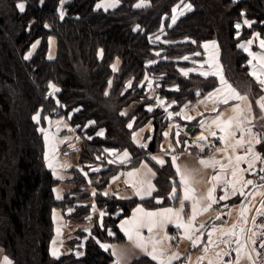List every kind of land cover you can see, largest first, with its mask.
<instances>
[{
	"label": "trees",
	"instance_id": "16d2710c",
	"mask_svg": "<svg viewBox=\"0 0 264 264\" xmlns=\"http://www.w3.org/2000/svg\"><path fill=\"white\" fill-rule=\"evenodd\" d=\"M18 1L0 0V246L9 254L11 264H116L111 251L104 250L99 240L121 239L117 224L131 213L136 200H115L123 211L114 217L117 209L106 210L105 228L93 226L96 237L86 240L82 256L73 252L60 257L51 254L53 209L63 200L56 197L58 179L46 165L41 129L48 116L70 115L80 136L89 135L84 138L86 158L82 161H93L94 152L108 146L130 150L133 164L137 163L142 151L132 140L129 121L137 115L147 121L154 118V141L163 128L161 115L146 109L149 100L137 83L149 68L147 61L156 56L153 36L181 0H144V7H136L141 0H119L120 4L109 10L97 7L100 0H69L64 14L60 12L61 0H25L24 11L18 9ZM184 1L192 9L168 28L166 38L177 42L165 45L164 55L194 52L204 41L216 38L224 53L227 47L235 73L251 80L247 55L237 46L256 31L264 34V0ZM244 19L252 24L237 27ZM52 36L57 38V54L50 59L47 54ZM185 37L193 41H178ZM35 42L38 47L30 57ZM117 59L121 63L115 71ZM176 65L172 60L158 61L151 68L166 73L164 84L178 83L177 91L163 90L167 95L182 101L193 99L199 86L195 82L202 79L182 76ZM129 80L133 82L130 88L126 86ZM51 84L60 87L54 95ZM133 102L125 114L123 108ZM37 115L38 120L33 119ZM101 128L105 129L103 136L98 134ZM121 167H114L113 173ZM159 168V189L154 197H164L161 205L168 202L165 195L175 172L171 166ZM103 200L97 196L98 203L103 204ZM84 213L76 209L71 216L81 220ZM109 226L116 236L106 234ZM131 264L157 263L142 256Z\"/></svg>",
	"mask_w": 264,
	"mask_h": 264
},
{
	"label": "crops",
	"instance_id": "0c3cea01",
	"mask_svg": "<svg viewBox=\"0 0 264 264\" xmlns=\"http://www.w3.org/2000/svg\"><path fill=\"white\" fill-rule=\"evenodd\" d=\"M43 1H45V0H41V2H43ZM68 1L69 0H61V2H60L59 7H60V12L62 14L65 13L64 12V5ZM19 3L24 4V6H25L24 10H25L27 2L25 0H20V1H18L17 4H19ZM119 4H120L119 0H100L97 3V5H101L98 8L103 9V10L113 9V8L117 7ZM109 5H112V6H109ZM191 7H192V5H191ZM178 13L179 12H175V10H174L172 12V14L170 15V19L168 20V22L170 23V24L168 23L169 27L176 24L178 19L186 14V12H184L185 14L184 13L178 14ZM173 19H175L174 23H173ZM251 24H252V21L244 19V22L239 23L238 25H239V28H242L243 25L245 27H249ZM158 31L156 32V34L160 33ZM156 34L154 36H156ZM262 40H264V35H262L256 31L249 38L243 39L238 43L239 48L247 55V61H246L247 65L246 66L248 69V74L251 78V80H249V84H247L246 87H244L245 89L241 90L239 88L238 83H235L231 80L228 81L225 78V80L228 82V84H230L232 86V88L236 90V92H238L241 96H247V98H248L247 100L236 101V100L229 99L227 104L220 102L224 97L229 95L226 85L221 84L220 77H219L218 85L213 88L214 90L212 89L211 91H209L205 95H203L204 94L203 93V94H201V96L199 95V98L197 96L196 98H193V100L186 101V103L184 101H182V104L179 103L180 101H178L175 97H172L171 95H170V97H167L166 93H165V95H160L157 92V88L160 86L159 83L151 82V84L148 85L147 88H145V92H146L147 98L149 100V102L146 104V109L151 108V112L157 111L161 115V120L164 124L163 125L164 126L163 127L164 128L163 133L161 135L162 140H160L161 141L160 142L161 148H160L159 152H155L153 154V157L157 158V159H155L156 161L157 160H163L164 161V163L162 165L159 163L162 168L168 167L170 169V166H171L172 170H174V172H175V178H173V177L170 178L171 184L169 185L168 190H167L166 195H165V197L168 200L167 204H161L159 206V208H152V209L147 208L143 204H138L136 209L139 207V208H142L145 212H159L165 208H172L174 210H178L180 208L179 199L183 198V188L180 184L181 177H180V175L177 174V166L180 168L181 172H183L185 169L193 170V180L191 182V186L195 189V195L197 197H200V196L206 194L207 190L212 186L211 183L208 182L209 178L214 174H221L220 173V166L216 165L215 169H213L212 167L204 168L202 165L199 164V158L209 159L210 157H213L216 160H220V162L222 164L228 165V158L227 157L231 156L233 166H235L236 153L233 152V150L231 152H229V150L232 149V147H230V145L231 146L235 145L236 141L241 140V139L244 141V143H247V144H245V145H247L246 146L247 148H244V149L241 148V151L239 152V149H240L239 147H241V146H237L238 147L237 148L238 156L245 157V159H243L239 162V168L242 169L243 171H239L237 173V177H243V179L241 180L240 183L236 184V187H238L237 190L239 191V189L245 188L244 190H245V194H246L252 187H254V189L256 188L255 190H257V188H261L259 185H256V184H254L255 186L254 185H248V186L244 187L243 181L249 179L250 176L252 177L253 181L255 180V174L252 175L253 169L249 170L248 164L250 162L253 164V162L256 159L254 158L253 153H248L246 155L247 149L249 147H253L254 153L262 154L261 151H264V148L262 146V148L260 150L257 149V145H258V147H260V145L256 143V137L249 135L247 131H245L243 137H241V134H240L239 130L237 129V124L240 123L241 126L244 128H252V131L254 133H259V129L264 128V125H263L264 120L259 119L261 115H264V113H261V111H260V109L256 103L261 96H264V90H262L261 85L257 82V79H256L257 76L260 79H264V59L261 58V57H264V47L261 46ZM178 41H193V40L190 38H184L183 40L181 39ZM249 41H251L250 44L248 43ZM172 42H174V41L169 40V43H172ZM210 43H213V42L211 40L204 41L202 43L203 50L205 48V50L207 51V45H210ZM33 45H35V47H37L38 42H35ZM33 45H32L31 50L34 48ZM240 45H244V47H240ZM156 53H157L156 58H154L153 60L150 59L147 61V65L149 66V68L146 71L142 80H140L139 82H141V81L143 82L146 78H148L150 76V73H151L150 70H152L150 68L152 66H154V64L157 63L158 60H164V59L174 60V61L179 62L176 65V68H177L178 72L184 77L185 76H187V77H190V76H198V77H200V76H202V77L203 76H205V77L206 76L207 77L216 76V77H218L222 74V70L216 62L211 63L210 61L205 60L203 63H200L199 61L202 57H200V53L198 51H194L192 53H187L188 55L191 56V57L188 56L187 59L181 58L182 57L181 55L174 56V57H166V55H164V53H158L157 51H156ZM56 54H57V38L52 36L49 39L48 58L53 59L56 57ZM187 54H184V55H187ZM215 59H218V58L215 57ZM120 63H121V61L118 59L113 63V69L115 71H117L119 69ZM185 72H187V75L184 74ZM253 72H255V75H253ZM155 73H158V72L156 71ZM201 73H205V74L202 75ZM212 73H217V74L213 75ZM159 74L164 75V77L162 78L163 84H164V78H165L166 73L163 72V73H159ZM172 83L173 84H170V82H166L165 88L169 89L168 91H170V92L177 91V89H179L178 83H176V82H172ZM131 84H132V80H129L127 83V86H129ZM217 89H222V91L217 92ZM152 90H154L155 97L152 95ZM200 90H201V88L197 87L194 90V93L200 94ZM210 94H211V97H210ZM194 97H195V95H194ZM134 104H135V102H133L129 106H133ZM237 104L240 105V108L243 110V114L241 116H239L237 119L233 120V122H232V128L234 130H236V135L234 137H228L226 143H222L218 138L220 136L224 135V133L221 132L220 129L217 128L216 125L212 124L211 122L213 119H215L221 113H222V115L220 116V119L222 121L228 120L229 117H236L237 114H236V112L233 111V108ZM221 105H223V106H221ZM249 105H251V109H252L251 112L248 111ZM124 113L126 114L125 110H124ZM177 113H180V115H177ZM58 116H61V117L57 120H53L51 118L53 116L47 117L46 124H45V127L43 129L44 139H45V144H46L45 157H46V161L48 162V166L50 164V160H52V159L54 161L57 160V159H55L56 156H50L49 155L50 150L53 149L56 151L60 148L61 145L67 146L61 142H54V144H52V145L48 142L47 137L49 136V133L51 132L52 124L58 123V122H62V123L66 122L65 124H67V125H61V128H64L65 126H68L69 124L72 125L70 122V115L61 114ZM187 117H193V119H188ZM201 121H205L204 127H201V124H200ZM246 121H251V123H247ZM145 127L149 131L151 130L150 133L153 132V130H154L153 129L154 128V118L150 119L149 122L147 123V125H145ZM140 129H142V128H140ZM75 131L78 133L77 127H76ZM82 131L83 130H81V132ZM137 131H135L134 133L136 134ZM211 132H215L216 136L215 137L211 136L210 135ZM99 133H102V135H100ZM104 133H105L104 128L99 129L98 134L100 136H103ZM164 133H168V136L165 137ZM177 133H179V135H177ZM199 133H204L207 137V141H201L200 142V146L204 148L203 153H200L199 148H197L196 145L193 143L194 141H196ZM262 134H264V132ZM135 136H137V135H135ZM176 140H179L181 143L179 145H177ZM61 141L63 142V139H61ZM184 141H187L188 144L185 145ZM249 141H251L250 144L248 143ZM170 145L172 146L171 148H170ZM67 147L71 148L70 146H67ZM186 147H187V151H185ZM172 148H175V151H172ZM217 149H221V151H217ZM75 151H77V150H75ZM120 151H123L122 155H120ZM125 151H127V153H128L127 159H125L123 157V153ZM79 152H75L76 156L73 158V163L71 164V166L72 165H74V166H72L70 169H74V168L79 169V172L82 173L81 174V184L86 183L89 187H93L92 180H91L87 170L89 168V170L92 171V173H93L92 175H94L95 173L98 172L99 169H97V166H95L94 163H92V162L90 163L88 161H85L84 164H82V162L80 161V153ZM107 152H110V154H112L110 161H112L113 163H116L115 160H117L119 162V163L118 162L117 163L120 164V160L122 159L123 160L122 165L124 166V168L120 169V172H118V173L116 172V174L111 176V178H110V180L106 186V191H105L106 193L110 192L114 196H117V197L122 198V199L136 198V199H139L140 201L148 200V199L155 196V193L157 190V184H156L157 174L154 172L153 168L150 166L151 165L150 163H147V161H146V162H142L141 164L139 163L138 166L132 164V153L128 149L120 150L117 148H115V149L109 148L107 150ZM218 153H220V154H218ZM68 155L69 154H65L64 160H66V161L61 160L60 162H62V163L58 164V165H57V163L59 161L58 162L56 161L54 166L52 165V167H50L53 170V173L55 174L56 178L60 181L62 180V177H60L57 170L62 169V168L68 169V167H65L66 164L68 163L67 162V156ZM173 156L178 157L176 160V166H173V163H172V157ZM262 156L264 159V155H262ZM168 163L170 164V166H167ZM254 167L255 166H253L252 168H254ZM129 173H132V175L129 176L128 175ZM221 175H222V181L217 184L216 192L214 194L217 197V199L219 198V196L224 194L223 183H222L223 180H229V181L233 180L232 167L225 168L224 172ZM98 178H99V176L95 177L93 180H97ZM256 178H257V174H256ZM254 183H255V181H254ZM59 185H60L59 187L61 188V190H60V193L56 190V195H57V197H59L58 199H62L63 194L65 192L66 193L71 192L76 184L69 182L68 180H64V181L62 180V182ZM79 185L80 184H78V186ZM150 185L152 186V188L154 190L151 192V195L149 196V195H146L145 193L148 191ZM174 187H175V191L177 194V198H170L172 193H173ZM81 188H83L82 192H85L88 194L91 193L87 187L81 186ZM254 189L251 192L250 197L254 194V191H255ZM137 190H139L141 192V195L144 196L143 199H141V196L136 195ZM231 191H232V186L228 185L229 197L232 196ZM158 198H159V201H162L164 199L163 196H160ZM88 203H89V201H88ZM222 203H226V205H230V206L233 205L232 204L233 201L227 202V200H224V201H219V204L218 203L214 204L212 206V208L209 209L207 212H200L198 209L199 214L196 216V219L194 221V226L199 227L200 224H204L205 228L208 229L207 233L209 231H211L213 225H215L218 228L219 226H218L217 222L215 221V217L217 215L222 216L223 208H220ZM204 206H206V204ZM243 208H244V206H243ZM71 209L74 210L73 207H71ZM136 209L131 211V213L128 216L123 217L118 222V229H119V232L122 234V239L119 242H117V241L112 242V243L105 242V244L112 246L107 250L111 251L112 253H113V251H115L116 255H113V256L115 257V260H118V259L120 260V264H129L134 258H136V256L138 254H144L139 248L135 247L134 242L130 241L128 239V237L125 235V233L120 228L121 222L131 219L133 217L134 212H136ZM91 210H93V209H91ZM97 210L101 211V209H97ZM185 211L188 213L189 216L191 215V201L185 202ZM104 212L106 215V211H104ZM104 212L102 211V213H104ZM238 212L240 213V205H239ZM62 213L64 214L63 216H61ZM71 213H72V211H70V210L69 211H62V209L54 211L53 216H54V221L56 222L55 223L56 226L59 224V223L57 224V222L60 219H64L65 216H66V218H69V216L71 218ZM119 213L120 212H117L116 214L114 213L113 216L116 217L115 215H117ZM66 214H68V216ZM137 215L139 216L141 214L137 213ZM88 217H89V219L91 218L90 215ZM212 217L214 218V221L210 222V218H212ZM182 218L187 219V217H182ZM101 219H102V217L99 218L100 221H101ZM175 219L176 218L173 217V221H175ZM95 220L97 221L96 218L94 220L90 219V220H88L90 222L86 223V225L83 226V228H84L83 231L85 233H87L86 235L91 234V230L93 228V224L91 225V222L93 223V221L95 222ZM70 222H72V221H70ZM101 222H99V223L101 224ZM209 223H210V225H209ZM80 226L81 225H79V223H77L75 221V223L72 222V226H69V227L70 228L72 227L74 229V228H79ZM140 231H141V234L145 238L152 237L156 240L161 241V243L159 245H157V248L160 246V252H161V250H166L167 252L172 251L174 249V247H176L178 242H180V244H181L180 249L176 248L178 251L179 257H182V258L189 257L191 252H194L193 250H190V248H192V249H194V248L191 247V242L189 240L179 238V236L182 237L184 235V231H183V229H177L175 227L174 222L171 224H167L163 230L160 228H155L152 233H149L147 228H142ZM202 232H203V229H201L200 233H194L193 238H195V236H197V235L201 236ZM215 233L213 235H215ZM165 234H167L168 236H176L177 239L176 240H165L164 239ZM114 236H115V234L112 235V237H114ZM85 242H86V240H84L83 244H85ZM52 244H54V243H52ZM83 244L81 246L84 250ZM102 244H104V242H102L101 245ZM52 246L53 245H51V252L53 253V251H52L53 247ZM230 246H231V249L229 250L230 255H228L230 257L229 261H234V258H233L234 253H233L232 249L236 248L237 245L234 244V242H232ZM208 247H211V245L208 244ZM196 248L197 249L201 248V242L200 241L198 242V246ZM103 249L105 250V248H103ZM148 250L151 251V244H149ZM140 251H141V253H139ZM161 257L162 256H159L158 258L161 259ZM175 261L176 260H173L172 262L174 263ZM184 262H188V260L185 259ZM222 262H225V260ZM222 262H221V264H222Z\"/></svg>",
	"mask_w": 264,
	"mask_h": 264
},
{
	"label": "rangeland",
	"instance_id": "374dc122",
	"mask_svg": "<svg viewBox=\"0 0 264 264\" xmlns=\"http://www.w3.org/2000/svg\"><path fill=\"white\" fill-rule=\"evenodd\" d=\"M143 2H144V0H143ZM139 3H141V1H139ZM146 3H147V1L144 2V4H146ZM186 5H191V4L188 1L181 0L173 8L172 12L175 10V12H179L178 14H183L184 12L187 13V12H189L192 9V7L189 10L186 7ZM169 19H170V17L168 18V20ZM168 20L166 21L165 24L163 23L161 25V28L158 31L160 33L159 34L155 33L156 36H153V38H152L154 40L155 45H156L155 46L156 49L154 50L155 54H157L156 51L158 53H163L164 50H165V49H163L165 45L172 44V43L176 42V41H174L172 43H169V39L166 38L167 30H168L169 24H170L168 22ZM262 35H264V34H262ZM185 38H187V37H185ZM206 41H208V40H206ZM211 41L213 43H210V45H207V51L205 50V48L203 50L202 45H200V49L199 50H196V51H198L200 53V57H202L199 62L203 63L205 60L210 61L211 63L216 62L218 64V66H220V68L222 70V74L221 75L223 76V78L224 79L226 78V80H228V81L231 80V81H233L235 83H238L239 88L241 90H244L245 89L244 87H246V85L249 84V80H247V78L245 76L242 77L241 74L239 75V74L235 73V70H234V67H233V65L231 63V60L227 56V47L225 48V53H224V46L219 42L218 39H216V38L215 39H211ZM32 45H31V48H32ZM37 47H38V45H37ZM37 47H34L32 50L30 49L31 51H29V52L31 53V55H29V53H28V55L30 57L35 53ZM237 47L239 48V44H238ZM188 53H192V52H188ZM184 54H187V53H183L181 55L182 56L181 58H185V57L188 58V56H190L188 54L187 55H184ZM156 57H157V55L155 56V58ZM215 57L218 58V59H215ZM158 61H169V60L164 59V60H158ZM172 61H174V60H172ZM174 62H176L177 64L179 63L177 61H174ZM150 69H152V68H150ZM150 72H151L150 76L148 78H146L143 82L141 81L142 83L141 82L137 83V87H141L143 89L145 97H147L146 92H145V88H147V86L150 85L151 82L159 83L160 86L157 88V92L160 95H165V92H163V90L164 91H168L169 89H166L165 88L166 84H163L162 78L164 77V75H161L159 73H155L156 71L154 69L150 70ZM247 73H248V70H247ZM185 77H187V76H185ZM200 77H201L202 81L200 80V81H196L195 82V84L199 83L198 87L201 88L200 94H197V93L195 94L194 93V95H195L194 98H196L197 96L199 98V95L201 96V94H203V93H204L203 95L207 94L215 86H217L218 83H219V77L220 76H218V77H216V76H210V77H207V76L206 77L205 76L202 77V76H200ZM248 79H249V77H248ZM127 83H126V86H127ZM170 84H173V83H170ZM132 85H133V82H132L131 85H129L127 87L130 88ZM51 86H54V87L50 88V93L53 94V95L60 90V87L58 85L51 84ZM195 87H196V85H195ZM57 89H58V91H57ZM177 90H179V89H177ZM152 95L155 97L154 90H152ZM166 96L170 97V95H166ZM188 100H193V99H185L184 102L186 103V101H188ZM178 101H180L179 103L182 104V100H178ZM221 106H223V105H221ZM132 107L133 106H127V107H124L123 109L126 111V113H129L131 111ZM124 110H123V112H124ZM48 117H51V116H48ZM60 117L61 116L54 115L51 118L53 120H57ZM146 121L147 120H145L143 115L133 116V118L129 121V124L132 125V127H131L132 128V132H131L132 140L136 144V148L139 151H142V155L140 156L142 158L140 160H138L137 163H134V165L138 166L139 163L141 164L142 162H146L147 161V163L151 164L150 166L153 168L154 172L158 176V173H160V171H161V169L159 167H161V166L156 160L152 159V157H153V154L155 152H159V150L161 148L160 147V142L161 141H159V139L162 140L161 135L163 133V129L164 128H162V129L160 128L159 133L156 135V139L154 141L155 130H153V132L150 133L151 130L149 131L145 127V125H147L149 120L147 122ZM63 123L62 122H58V123H53L52 124L51 132L49 133V136L47 137L48 138V142L51 145L54 144V142H61L64 145L70 146L71 148H68L67 146H62L61 145L60 148L58 150H56V151L51 149L50 152H49V155L50 156H56L55 159H57V160L54 161L52 159V160H50V163H51V165L54 166L56 161L57 162L59 161L57 163V165L61 164L62 163V162H60L61 160L62 161H66V160H64L65 154H69L67 156V162L68 163L65 166V167H68V169H64V168L58 169L57 172L60 175V177H62L63 181L64 180H68L69 182H72V183H74L76 185L74 186V188L72 189L71 192H68V193L65 192L64 193L65 195L63 194V198L60 199V200H63L62 204L60 206H58V207H55L53 209V213H54V211L60 210V209H62V211H69L70 210V211H72V213L75 212L76 209H80V210H84L85 213L83 214V217H82L81 220H79L78 218L73 217V216H71V218H70V216H69V218H66V216H65V218L63 217L64 219H60L57 222V224L59 223L57 226L55 224L56 222L54 221V216H53L54 236L52 238L51 245H53L52 247H53V250L56 251V255L54 256L52 254V252H51V254L54 257H60V256H62L64 254H68V253H72L73 252L77 256H82L84 254V251H85V244H83L84 240H87L90 236H93V238L96 237V236H94V234H92L93 233V231H92L93 228L91 230V234L90 235H86L87 233H85L83 231V229H84L83 226H85L86 223L90 222L88 220H90V219L94 220L96 218L97 221L95 220V222L94 221H93V223L91 222V225L92 224H93V226L96 225V226L100 227L101 229L105 228V224H104V219L103 218L106 217V216H104L105 215L104 211H106L107 209H110V208L117 209L116 213L120 212L119 214H121V212L123 211V207L120 206L119 204H117L115 202V200H117V199L122 200V201L136 200L137 203L132 207L131 211L136 209L138 204H143L147 208H151V209L152 208H159L160 205H159V203H155V202H157V200H159L158 197H152V198H150L148 200L140 201L139 199H136V198H133V199H122V198H119L117 196H114L110 192H107V195H105L106 186H107L111 176L116 174V172L113 173L114 172V167L122 166L121 168H119L117 170V173L120 172V169L124 168V166L122 165V161L123 160L121 158H120L121 159L120 160V164H118L119 162L117 160H115L116 163H113V162L109 163V161L111 160L112 154H110V152H107L106 150H108L109 148L110 149H112V148L115 149V147H108V146L106 147L105 146V148H103L101 150V152L100 151L94 152L93 161H88V162L94 163V165L97 166V169H99V170L94 175H92L93 173H92V171L89 170V168L87 170L88 173H89V176H90V178L92 180L93 187H89L86 183L85 184H81V174L82 173L79 172V169H75V168L74 169H70V168L72 166H74V165L71 166V164L73 163V158L76 156L75 152H79L80 151L79 152L80 153V161L82 162V164H84V161H82V158H86V157H84L82 146H83V142H85L84 138H88L89 135L84 134V135L80 136L79 133H77L75 131L77 126L74 125V124H72V125L69 124L68 126H65L64 128H61V125H67V124H65L66 122H63ZM136 124H139V126H136ZM163 125L164 124L162 123L161 127H164ZM44 127L45 126H43V129H44ZM140 128H142V129H140ZM135 131H137L136 132L137 136H135V138H134L133 134H134ZM263 132H264V128H260L259 129V133H263ZM43 133H44V131H43ZM61 139H63V142L61 141ZM260 139L262 140V143L259 144L260 147H258V145H257V149H259V150L262 148V146L264 148V135H261ZM155 143H156V147H154V149H153L152 147L155 146ZM245 144H247V143H244L242 147H239L240 148L239 152L241 151V148L242 149L247 148L246 147L247 145H245ZM141 145H146V147H141ZM230 147H232V146L230 145ZM237 148L238 147H236V149H235L236 156H238ZM45 149H46V147H45ZM117 149H119V148H117ZM75 150H77V151H75ZM120 150H123V149H120ZM232 150H233V148L230 149L229 152H231ZM122 152L123 151H120V155H122ZM261 152H262V154H260L261 160H255L253 162V166H255V167L252 168L253 169L252 170V175L255 174V180H254L255 183L254 184L259 185V186L260 185H264L263 181H259L256 178V174L259 173L261 167L264 164V159H263V156H262V155H264V151H261ZM45 154H46V151H45ZM218 154H220V153H218ZM44 157H45V155H44ZM150 159H151V162H149ZM45 160H46V157H45ZM133 161H134V157L132 155V164H133ZM46 165H47L48 168H50L48 166V162L47 161H46ZM155 165H157V167H155ZM52 172H53V170H52ZM97 176H99V178L97 180H93ZM249 179L252 180V177L250 176ZM62 180L61 181L60 180L57 181V184H56V187H55V194H56V190L60 193L61 188L59 187L60 186L59 184L62 182ZM157 182H159V180ZM78 184H80V185L78 186ZM81 186L82 187H87L91 193L88 194V193L82 192L83 188H81ZM75 188L79 189V190L76 191ZM236 188H238V187H236ZM74 189H75V191H74ZM158 189H159V187L157 185V190H156L157 192H158ZM244 189H243V191L245 192ZM98 195H101V196L104 197L103 204H100V203L97 202V196ZM56 197H57V195H56ZM242 199H243V197L239 194V191H238L237 194L230 196V198L227 200V202H232L233 201V203H232L233 205L232 206H230V205L225 206L226 203H222L221 204L220 208H223V214H222L220 220H216L215 219V221L217 222L219 227L217 228L218 230L216 231L215 235H212L211 239H212L213 243L210 244L211 247H208L209 250H208L207 253H205L203 251V248H204L205 245L208 246V237H207V230L208 229L204 228L203 232L201 234V240H200L201 248L200 249H197L196 247L194 249L190 248V250H193L194 252H191V254L189 256L190 260H188V262H184L186 257H184V258L180 257L174 263L172 262V264H187V263L188 264H209V261H212V264H221V262L224 261V260L225 261H229L230 257L228 255H223L222 254L218 258L216 253H218V252L223 253L224 251H229L231 249V246H230L231 243L234 242L235 239H236V235L224 236L223 237V239L230 241L229 244L219 243L218 241L220 240V238L222 236V233H221L220 229H225V230L226 229H230L233 224H235L236 226L237 225L240 226V225L244 224V220L241 219V217L239 215V212H238L239 205H240ZM88 201H89V203H88ZM111 202L114 203L113 206H111L112 205V204H110ZM150 202H152L154 205H152V203H150ZM262 202H264V187L257 188V190L254 191V194L251 197L249 196L248 200L244 204V207H246V209H247L246 212H245V218L247 220V223H246V226H245V233L242 236V240H241L244 243L245 247H244V249L242 250V252L240 254L241 258L239 260V264H253V262H255V261H257L258 264H264V257L261 255L262 254L261 253V249H259L258 247H252V249L249 248V244L250 245L252 244L251 243V239H257L258 235L262 231V228L260 227L262 225L261 221H260L262 216L260 217V213L264 212V203H262ZM71 207H73L74 210H72ZM91 209H93V210H91ZM97 209H101V211L97 210ZM87 211H88V213H87ZM102 211L104 212V215L102 216V219H101L102 222H101L99 220V218L101 217L100 214L102 213ZM72 213H71V215H74ZM119 214H117V215H119ZM63 215L64 214L62 213L61 216H63ZM66 215L68 216V214H66ZM89 215L91 217L90 219L88 217ZM106 215H108L107 212H106ZM117 215H115V216H117ZM124 217H126V216H124ZM253 217H255V225H253ZM70 221H72L73 223H75V221H76L81 226L79 228H74V229L72 227L70 228L69 226H72V222H70ZM213 221H214V218L213 217L210 218V222H213ZM99 222H101V224ZM209 225H210V223H209ZM238 226L235 229L236 233H237ZM117 228H118V224H117ZM58 229H59V231H58ZM108 230H111L114 234H116V232L113 231L111 226H109L108 229L107 228L105 229L106 234H108ZM118 231H119V229H118ZM253 232L256 233L255 236H252ZM179 238H180V236H179ZM121 239H122V236H121ZM121 239L117 238L116 240H113V241H101V240H99V244L101 245L102 242H104V244H105V242H108V243H112V242H116V241L119 242ZM52 243H54V244H52ZM82 244L84 246V250H83V248L81 246ZM180 245H181L180 242H178L176 247H174V249L172 251H169V252H167L166 250H161L165 254H164V256L161 257V259L158 258L156 263L159 264V260H163L165 262V264H167L168 257L171 256L173 253H178L177 249L181 248ZM254 248H255V251H253ZM50 251H51V246H50ZM157 252L158 253L160 252V246L157 248ZM257 252L260 253L259 256L257 255ZM139 253H141V251ZM233 253H234L233 258L235 260L237 254H236L235 251H233ZM245 254H247V255H245ZM249 255L251 256V261L248 259ZM142 256H146V255L145 254H138L136 256V258H134L133 260H135L137 258H140ZM201 256L204 257V259L202 261L198 260V258L201 257ZM5 257L8 258V261L12 262L9 254H7L5 252V249L2 246H0V264H5V260H4ZM147 257H149V256H147ZM114 259H115V257H114ZM116 261L117 260H115V262ZM132 261L129 264H131ZM255 264H256V262H255Z\"/></svg>",
	"mask_w": 264,
	"mask_h": 264
},
{
	"label": "snow or ice",
	"instance_id": "6c2138e0",
	"mask_svg": "<svg viewBox=\"0 0 264 264\" xmlns=\"http://www.w3.org/2000/svg\"><path fill=\"white\" fill-rule=\"evenodd\" d=\"M100 6L101 5H97V7H100ZM109 6H112V5H109ZM144 6H146V5L144 4L143 0H141V3L136 5V7H144ZM17 7L20 11H23L25 6L23 3H19V4H17ZM186 7L189 10L191 9V5H186ZM174 22H175V19H173V23ZM237 27H239V25ZM248 43L250 44L251 41H249ZM261 46L264 47V40L261 41ZM33 47H35V45H33ZM240 47H244V45H240ZM29 55H31V53H29ZM25 58L27 59L28 57H25ZM261 58L264 59V57H261ZM185 59H187V57H185ZM184 74L187 75V72H185ZM201 74L204 75L205 73H201ZM212 74L216 75L217 73H212ZM253 75H255V72H253ZM256 79H257V82L261 85L262 90H264V79H260L258 76L256 77ZM220 80H221L222 85H226L227 91L229 93V95L224 97L220 102L227 104L229 99L236 100V101H244V100L248 99L247 96H241L238 92H236V90L233 89L230 84H228V82L223 78L222 75H220ZM50 87H54V86L50 85ZM57 91H58V89H57ZM220 91H222V89H217V92H220ZM105 95H107V93H105ZM210 97H211V94H210ZM256 103H257L261 113H264V96H261ZM148 110L151 111V108H149ZM251 110H252L251 105H249L248 111L251 112ZM233 111L236 112V114H237L236 117H229L228 120L222 121L220 119V116L222 115V113H221L215 119H213L211 122L212 124H215L216 127L219 128L221 132L224 133V135H222L218 138L222 143H226L228 137H234L236 135V130H234L232 128V122H233V120L237 119L239 116H241L243 114V110L240 108V105L237 104L233 108ZM123 114L124 113H122V115ZM177 115H180V113H177ZM187 118L193 119V117H187ZM33 119L38 120V115L36 117H33ZM259 119L264 120V115H261ZM246 122L251 123V121H246ZM200 124H201V127H204L205 121H201ZM128 127L131 128L132 125L129 124ZM237 129L239 130L241 137H243L245 131H247L249 135L256 137V143L257 144L262 143V140L259 137L261 135H264V134L254 133L252 131V128H244L241 126L240 123L237 124ZM41 131H43V129H41ZM99 134L102 135V133H99ZM135 135L136 134L134 133L133 134L134 138H135ZM164 135H165V137H167L168 133H164ZM177 135H179V133H177ZM210 135L215 137L216 133L211 132ZM201 141H207V137L201 135V136L197 137L196 141H194L193 143L196 145L197 148H199V152L203 153L204 148L200 146ZM180 143L181 142L179 140H176L177 145H179ZM243 143H244V141L242 139L237 140L236 144L232 145L233 152H235V149L237 146L242 147ZM248 143L250 144L251 141H249ZM184 144L187 145L188 142L184 141ZM141 147H146V145H141ZM171 147L172 146L170 145V148ZM172 151H175V148H172ZM185 151H187V147L185 148ZM217 151H221V149H217ZM248 153H253L254 158L256 160H261L260 154L254 153L253 147H249L247 149L246 155ZM123 157L125 159L128 158L127 151H125L123 153ZM177 158L178 157H176V156L172 157L173 166H176ZM227 158H228V165L222 164L220 162V160H216L213 157H210L209 159L199 158V164L202 165L204 168L212 167L213 169H215L216 165H219L221 174L224 172L225 168L232 167L233 180H231V181L223 180L222 183H223L224 194L219 196L218 199L214 194L216 192L217 184L222 181V175L221 174L212 175L208 181L209 183H211L212 186L207 190L206 194H204L200 197H197L195 195V189L191 186V182L193 180V170L185 169L183 172H181L180 168L177 166V174L180 175V177H181L180 184L183 188V198L179 199L180 208L178 210H174L172 208H165L159 212H145L142 208L138 207L136 209V212H134L133 217L131 219L121 222V225H120L121 230L125 233V235L128 237V239L130 241L134 242L135 247L139 248L146 256H149L153 261H157L159 256H163L165 254L162 251L159 253L157 252V245H159L161 243V241L156 240L152 237L145 238L141 234V231H140L142 228H147L148 232L152 233L155 228H160L163 230L167 224H171L174 222L175 227L177 229H183V231H184V235L180 238L189 240L191 242V247H193V248L197 247L198 242L201 240V236L197 235V236H195V238H193V234L194 233H200L201 229L205 228L204 224H200L199 227L194 226V221L196 219V216L199 214L198 209L200 212H207L209 209L212 208V206L214 204L219 203V201L228 200L230 198L229 193H228V185L232 186V195H235L238 191L236 188V184L240 183L241 180L243 179V177H237V173L239 171H243L242 169L239 168V162L241 160L245 159V157L236 156L235 157V166H233L232 157L228 156ZM152 159L155 160L157 158L152 157ZM111 162L112 161H109V163H111ZM157 162L160 163L161 165L164 163L163 160H157ZM49 167H52L51 163L49 164ZM252 167H253V164L249 163L248 169L251 170ZM260 171L264 172V168H261ZM128 175L131 176L132 173H129ZM260 180L264 181V176H260ZM243 184H244V187H246L248 185H254V181L251 179H247V180L243 181ZM260 187H264V185H260ZM153 190L154 189L150 185L148 191L145 194L150 196L151 192ZM239 194L242 197H244L245 200L248 199V196L243 191V188L239 189ZM105 195H107V193H105ZM136 195L141 196V199L144 198V196L141 195V192L139 190H137ZM57 198H59V197H57ZM170 198H177L175 187L173 189V193H172ZM186 201H191V215L190 216L185 211V202ZM157 203H161V201L157 200ZM262 203H264V202H262ZM205 204H206V206H204ZM225 206H227V205H225ZM246 210H247L246 207L241 208L240 213H239L241 219L244 220L245 223H247V220L245 218ZM137 213H140L141 215L138 216ZM100 215L102 217L104 215V213H101ZM260 215H264V212L260 213ZM173 217L176 218L175 221H173ZM182 217H187V219H184ZM215 219L220 220L221 216L217 215L215 217ZM253 225H255V217H253ZM260 227L264 228V225H261ZM235 229H236L235 224H233L230 229H226V230L220 229L222 236H221L220 240L218 241L219 243H225V244L230 243L229 240L223 239L224 236H232V235L238 236V238L235 241L237 247L235 249H232V251H235L237 254L235 260L234 261H225V262H222V264H239V260L241 258L240 254L245 247L244 243L239 239V236H243L245 233V230H244V228H240L239 234H237L235 232ZM217 230H218L217 227L215 225H213L211 231H209L207 233L208 244L213 243L211 238H212V235ZM58 231H59V229H58ZM108 235L112 236V235H114V233L111 230H108ZM255 235H256V233L253 232L252 236H255ZM261 235L264 236V232H262ZM164 239L165 240H176L177 237L176 236H168L167 234H165ZM251 243L253 245H255L256 240L251 239ZM149 244H151V251L148 250ZM101 247H103V248H105V250H107L112 246L107 245V244H102ZM260 247L264 248V241L261 242ZM208 250H209L208 246L205 245L203 248V251L205 253H207ZM253 251H255V248L253 249ZM52 254L55 256L56 251L53 250ZM112 254L116 255L115 251H113ZM222 254L223 255H230V252L224 251L223 253H220V252L216 253L218 258ZM245 255H247V254H245ZM257 255L259 256L260 253L257 252ZM179 258L180 257H179L178 253H173L171 256L168 257L167 264H172L173 260H178ZM203 259H204L203 256L198 258V260H200V261H202ZM248 259L251 261L250 255L248 256ZM4 260H5V264H11V262L8 261L7 257H5ZM186 260H190V257H186ZM116 264H120L119 259L116 261ZM159 264H165V262L163 260H159ZM209 264H212V261H209ZM253 264H255V262H253Z\"/></svg>",
	"mask_w": 264,
	"mask_h": 264
},
{
	"label": "built area",
	"instance_id": "2783aa9c",
	"mask_svg": "<svg viewBox=\"0 0 264 264\" xmlns=\"http://www.w3.org/2000/svg\"><path fill=\"white\" fill-rule=\"evenodd\" d=\"M261 168H264V164H263V166ZM260 176H264V172L259 171V173L257 174L258 180L262 181V180H260ZM261 216H262V218L260 219V221H261V224L264 225V215H260V217ZM262 232H264V228H262L261 233ZM261 233L258 235L257 239H255L256 240V244L255 245H253V244L250 245L249 244V248L252 249V247H258L259 249H261V253H262L261 255L264 257V248L260 247L261 242L264 241V236H262ZM255 262H256V264H258L257 261H255Z\"/></svg>",
	"mask_w": 264,
	"mask_h": 264
},
{
	"label": "water",
	"instance_id": "95a60500",
	"mask_svg": "<svg viewBox=\"0 0 264 264\" xmlns=\"http://www.w3.org/2000/svg\"><path fill=\"white\" fill-rule=\"evenodd\" d=\"M201 135H203V136L206 137V135H205L204 133H199V134H198V137L201 136ZM263 184H264V183H263ZM253 189H254V187H252V188L246 193V195H247L248 197L250 196V194H251V192L253 191ZM247 200H248V199H247ZM247 200H245L244 198L242 199V201H241V203H240V210H241V208H243V206H244V204L246 203ZM245 226H246V223H245V222H244L243 225L239 226L238 229H237V234H239L240 228H244V230H245ZM237 238H238V236L236 235V239H237ZM236 239H235V241H236ZM239 239L242 240V236H239ZM235 241H234V244H236Z\"/></svg>",
	"mask_w": 264,
	"mask_h": 264
}]
</instances>
